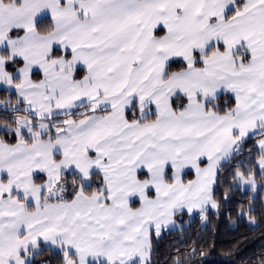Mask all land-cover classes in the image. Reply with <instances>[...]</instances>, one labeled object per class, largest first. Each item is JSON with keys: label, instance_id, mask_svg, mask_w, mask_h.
I'll return each instance as SVG.
<instances>
[{"label": "snow or ice", "instance_id": "obj_1", "mask_svg": "<svg viewBox=\"0 0 264 264\" xmlns=\"http://www.w3.org/2000/svg\"><path fill=\"white\" fill-rule=\"evenodd\" d=\"M0 48V264L42 243L63 264H150L153 230L219 207L225 167L264 185V0H0Z\"/></svg>", "mask_w": 264, "mask_h": 264}, {"label": "trees", "instance_id": "obj_2", "mask_svg": "<svg viewBox=\"0 0 264 264\" xmlns=\"http://www.w3.org/2000/svg\"><path fill=\"white\" fill-rule=\"evenodd\" d=\"M50 24V17L38 21V27L41 28ZM176 61L170 62L169 71H179L183 68L184 65L178 62L179 58H176ZM79 75L80 72L77 76ZM5 91L1 89L0 94L4 97L11 95L16 100L15 92ZM217 103L221 109L234 106V96L222 94ZM12 115L14 114L0 110V124L10 126ZM0 139L11 144L16 142L14 135L3 129H0ZM256 143L257 140L253 139L245 148L255 154L253 145ZM239 159L244 160L245 157L241 156ZM246 167L247 162L245 169ZM235 171V168L229 171L225 167L220 175L219 182L213 189L214 199L219 207L206 211L207 222L204 223L203 217L197 213L188 224L167 230L160 237L152 233L150 264H175L177 259L183 264H264V187L256 194L252 190L241 188L235 183ZM188 175L193 176L191 172H188ZM71 178L68 176V179ZM44 179L42 175L36 176V182H42ZM257 179L260 180L259 175ZM95 189L96 184H93L90 190ZM71 195L70 192L66 198L70 199ZM188 217V214L182 216L183 219ZM250 217L256 221L255 225L249 223ZM32 264H63L62 252L44 246L34 256Z\"/></svg>", "mask_w": 264, "mask_h": 264}, {"label": "rangeland", "instance_id": "obj_3", "mask_svg": "<svg viewBox=\"0 0 264 264\" xmlns=\"http://www.w3.org/2000/svg\"><path fill=\"white\" fill-rule=\"evenodd\" d=\"M1 89H5L6 91H8V92H10L9 90H8V88H7V86H4V85H0V90ZM5 91V92H6ZM12 92H15V90L14 89H12L11 90ZM16 93V92H15ZM12 100L13 101V103L15 102V100L12 98V96L11 95H7L6 97H4V96H2L1 94H0V101H6V100ZM63 117H58L57 119H62ZM0 125H3V124H0ZM0 129H2V128H0ZM11 144V143H10ZM57 158H59V156L57 157ZM202 167H204V166H206V163L205 164H202L201 165ZM188 172H191V174L193 175V176H190V175H188ZM37 174H42V176H44L45 177V174H43V173H37ZM36 174V175H37ZM68 178V177H67ZM0 179H4L5 180V182H6V179H7V176H6V173L5 174H0ZM182 179H183V181L185 182V183H187L188 181H190V180H195L196 179V173H195V169H191V168H186L185 170H184V173H183V175H182ZM44 181H40V182H37V183H43ZM235 183L237 184V182L235 181ZM237 185H239V184H237ZM240 186V185H239ZM241 188H243V189H246V190H251V188H250V186H240ZM261 187H264V185H262L261 184V181L260 180H258L257 179V188H256V190L255 191H252L254 194H256L257 192H258V190L261 188ZM152 191H154V189L152 190ZM71 192V188H70V186H69V189H68V193L66 194V196H68V194ZM154 194H155V192H154ZM133 199H138V198H133ZM31 203V202H30ZM263 203H264V197H263ZM209 209H213V210H216V209H214V208H212L210 205L207 207V210H209ZM206 210V211H207ZM200 214L202 217H203V222L205 223V222H207V217H206V212H204V213H200L198 210L197 211H194L193 213H191V214H188V213H180V214H177V215H175L174 217H173V221H172V223L171 224H169V225H167L163 230H162V232L160 233V235L159 236H157V237H160L165 231H167V230H171V229H175V228H180V227H182V226H184L185 224H188V222L191 220V218L194 216V214ZM185 214H188V218H185V219H183L182 218V216H184ZM178 216V217H177ZM253 219V218H252ZM249 223L251 224V225H255L256 224V221L254 220V223H252L251 221H250V219H249ZM154 234H155V232H154ZM42 248V247H41Z\"/></svg>", "mask_w": 264, "mask_h": 264}, {"label": "crops", "instance_id": "obj_4", "mask_svg": "<svg viewBox=\"0 0 264 264\" xmlns=\"http://www.w3.org/2000/svg\"><path fill=\"white\" fill-rule=\"evenodd\" d=\"M45 17H50V14L49 13H47V12H45V13H42L41 14V16L40 17H38V21L39 20H41L42 18H45ZM51 18V17H50ZM20 34L22 35V32H20ZM157 35H162L163 34V32H160L159 30H157V33H156ZM3 51V49L2 48H0V52H2ZM82 67V66H81ZM78 74V73H77ZM82 75V73H80V75L79 76H77V78H79L80 76ZM33 80H39V79H42V75L38 72V71H36V70H34V74H33ZM73 118H77V117H75V116H73ZM7 143V142H6ZM10 144V143H9ZM13 144H15V143H13ZM39 175H42V174H37L36 176H39ZM149 195L150 196H152V197H154V191H150L149 192ZM134 200V202L132 203V207L135 209V208H138V207H140V202H139V200L138 199H133ZM29 207L30 208H32L33 207V205H32V203H30L29 204ZM155 231L153 230L152 231V233H154ZM152 235V234H151ZM44 246H49V247H52V248H54V249H56V250H60L59 248H57L56 246H53V245H45V244H41V247H44ZM61 251V250H60Z\"/></svg>", "mask_w": 264, "mask_h": 264}]
</instances>
